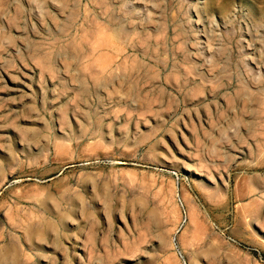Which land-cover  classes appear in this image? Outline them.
<instances>
[{"label": "rangeland", "instance_id": "1", "mask_svg": "<svg viewBox=\"0 0 264 264\" xmlns=\"http://www.w3.org/2000/svg\"><path fill=\"white\" fill-rule=\"evenodd\" d=\"M0 264H264V0H0Z\"/></svg>", "mask_w": 264, "mask_h": 264}]
</instances>
